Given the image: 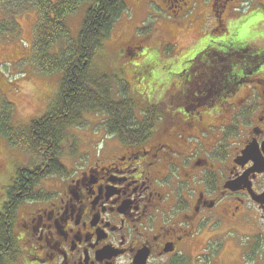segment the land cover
<instances>
[{
  "label": "flooded vegetation",
  "instance_id": "1",
  "mask_svg": "<svg viewBox=\"0 0 264 264\" xmlns=\"http://www.w3.org/2000/svg\"><path fill=\"white\" fill-rule=\"evenodd\" d=\"M240 2L144 6L169 10L176 25L195 4L209 6L211 28L221 32L207 36L221 38L229 33L226 10ZM251 6L264 10V2ZM15 17L11 26L0 16V34L22 32ZM253 29L249 37L263 54L257 68L238 76L243 91L219 68L225 64L216 59L235 47L220 45L222 39L211 38L215 48L196 42V56L175 70L158 60L125 69L128 80L118 83L127 93L119 101L132 106L120 113L129 120L119 136L101 127L99 142L81 154L82 166L40 179L29 193L13 194V180L0 193V264H264V31ZM135 39L120 38L115 50L141 57L146 43ZM29 48H19L8 64L28 63ZM213 53H220L216 63L209 62ZM3 113L0 107V119ZM129 132L138 137L127 139ZM28 133L32 146L30 127ZM12 195L24 197L12 203Z\"/></svg>",
  "mask_w": 264,
  "mask_h": 264
},
{
  "label": "rangeland",
  "instance_id": "2",
  "mask_svg": "<svg viewBox=\"0 0 264 264\" xmlns=\"http://www.w3.org/2000/svg\"><path fill=\"white\" fill-rule=\"evenodd\" d=\"M33 1L23 0L20 5L15 3L0 4V16L4 18L3 25L10 22L12 26L13 15L16 16V21L22 25L20 34L13 33L12 29L7 33L0 34V77L7 83L4 84L0 80V87L5 95V98L0 97V107L2 111L4 108L7 109V106L10 107L9 113H6L8 114L6 127L10 130L9 135L4 136V138L0 134V159L3 170L0 176V193L4 187L10 185L16 174V168L19 166L32 168L40 164L41 159L35 150H32L29 140H27V128L31 121L40 119L47 113L48 109H51L50 107L57 99L61 84V74L42 75L36 71L35 67H32L30 60L22 65L8 64V61L12 60V56L21 47L26 49V54H29V47H31L34 34L33 25L38 20V13L33 6ZM141 1L137 3L136 0H125L126 13L114 24L110 36L102 43L101 51L97 52L94 58L95 64L100 66L104 63L107 68L104 72L114 74L118 81L123 78L128 80L125 69L131 71L140 66L144 60H158L161 66L169 65L167 68L170 71L178 69L181 65L186 64L184 62H190L196 56L197 53H193L196 42L200 43V46L209 44L215 48L218 44L216 39H222L226 40L223 41L222 46L228 47L243 38L244 44H251V47L249 46L250 49L252 48L251 50H260V43L258 41L253 42L252 38L249 37L252 33V31L250 32L252 27L258 32L264 31V10L262 8L254 9V6L248 8L250 4L254 5L255 0H241L239 8L231 11L226 10L224 19L229 33L224 34L221 38L207 36L210 30L214 31L212 33L221 32V27L211 28L209 6L203 8L195 4L196 6L194 5L190 15L186 16L188 18L186 20L180 19L176 25L171 23L172 18L165 14H168L169 10L163 9L162 13L155 7L146 9L144 6L146 0H143V3ZM257 1L260 4L264 2V0ZM90 3V0L84 2L76 8V11L65 17L64 25L72 42L76 41L79 35L82 21ZM25 8L26 12H24ZM136 29L137 32L134 33ZM249 32L250 34H248ZM120 35L122 36L120 38L143 39L146 47L149 48L139 58L134 56V52L122 53L120 50L117 51L115 49L120 40L118 38ZM252 36L255 37V34ZM211 38L216 39L212 40ZM169 43L171 44L169 45ZM59 45L61 48L64 47L62 41ZM162 47L164 48L161 49ZM54 51L57 52L58 49L50 52L53 53ZM217 54L220 53H213L209 62L216 59ZM126 60L128 61L125 64ZM112 68L114 69L112 70ZM22 75L25 76L22 77ZM118 86L113 85L111 87L109 96V99L116 102L124 96ZM240 90L243 91V88L241 87ZM95 114L84 113L82 122L65 129L66 136L62 142L59 159L67 171L75 169L76 166H82L81 154L86 152L85 149L94 145L93 142L96 144L99 142L100 136L96 133L101 127H104L108 118L101 113ZM97 148L95 147V149ZM55 179L56 177L44 180L42 184L53 183Z\"/></svg>",
  "mask_w": 264,
  "mask_h": 264
},
{
  "label": "trees",
  "instance_id": "3",
  "mask_svg": "<svg viewBox=\"0 0 264 264\" xmlns=\"http://www.w3.org/2000/svg\"><path fill=\"white\" fill-rule=\"evenodd\" d=\"M14 1L17 0H0V4ZM86 1L89 0L33 1L38 20L33 31L31 65L42 75L61 74V84L51 109L30 124L32 139L30 146L41 159L40 164L32 168L15 169L16 174L12 178L13 194L23 191L29 193L28 189L40 179L66 173V168L59 159L62 142L66 136L65 129L82 122L84 113L105 115L108 120L104 127H109L118 136L117 130L122 127L121 124L126 125L125 122L129 120L120 113L130 111L132 102L128 99L118 102L109 99L111 87L119 82L117 77L110 72V74L104 72L107 69L104 63L99 66L94 62L96 53L101 51L102 43L110 36L114 24L126 13V2L125 0H90L79 35L76 41L72 42L64 25L65 17ZM60 41L64 44L63 48L59 45ZM216 46L220 45L216 44ZM233 46L235 47L232 49L224 50V55L216 60L218 64H225L219 67L225 68L224 73H232L230 82L234 75L233 84L234 89L237 90L243 85L237 83L238 76L242 77L249 70L257 68L256 60L262 58V52L246 51L247 46L240 41L234 42ZM55 49L58 51L50 52ZM216 60H213V63H216ZM249 63L253 64L251 68L248 66ZM3 83L7 84L5 81ZM120 92L123 95L127 93L123 86H120ZM7 107L4 108L0 119V133L6 137L10 131L6 127L8 123L6 113L10 111V107ZM137 137V132L126 134L127 139L134 140ZM13 197L14 195L11 196L12 203L14 201L18 203L24 196Z\"/></svg>",
  "mask_w": 264,
  "mask_h": 264
},
{
  "label": "water",
  "instance_id": "4",
  "mask_svg": "<svg viewBox=\"0 0 264 264\" xmlns=\"http://www.w3.org/2000/svg\"><path fill=\"white\" fill-rule=\"evenodd\" d=\"M247 152H249V150H247ZM246 152H244V154H245Z\"/></svg>",
  "mask_w": 264,
  "mask_h": 264
},
{
  "label": "bare ground",
  "instance_id": "5",
  "mask_svg": "<svg viewBox=\"0 0 264 264\" xmlns=\"http://www.w3.org/2000/svg\"><path fill=\"white\" fill-rule=\"evenodd\" d=\"M96 115V114H95Z\"/></svg>",
  "mask_w": 264,
  "mask_h": 264
}]
</instances>
